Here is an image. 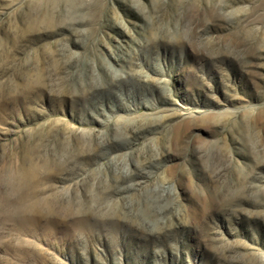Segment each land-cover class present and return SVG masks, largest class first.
<instances>
[{
    "label": "rangeland",
    "instance_id": "rangeland-1",
    "mask_svg": "<svg viewBox=\"0 0 264 264\" xmlns=\"http://www.w3.org/2000/svg\"><path fill=\"white\" fill-rule=\"evenodd\" d=\"M0 264H264V0H0Z\"/></svg>",
    "mask_w": 264,
    "mask_h": 264
},
{
    "label": "bare ground",
    "instance_id": "bare-ground-1",
    "mask_svg": "<svg viewBox=\"0 0 264 264\" xmlns=\"http://www.w3.org/2000/svg\"><path fill=\"white\" fill-rule=\"evenodd\" d=\"M48 223V222H47Z\"/></svg>",
    "mask_w": 264,
    "mask_h": 264
}]
</instances>
